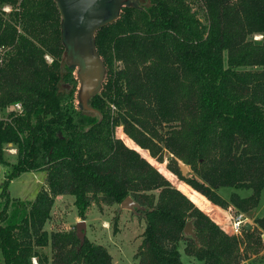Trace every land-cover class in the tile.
I'll return each mask as SVG.
<instances>
[{
	"label": "trees",
	"instance_id": "1",
	"mask_svg": "<svg viewBox=\"0 0 264 264\" xmlns=\"http://www.w3.org/2000/svg\"><path fill=\"white\" fill-rule=\"evenodd\" d=\"M34 3V18H50ZM47 5L53 24L45 19L43 38L61 47L60 14ZM28 35L0 15V45H11L0 61V109L13 106L0 117V161L4 145L16 149L0 186V264H113L106 247L77 230L44 229L59 194L74 196L81 219L91 204L129 196L144 222L137 264H188L179 244L203 264H242L240 243L253 232L230 234L207 210L254 209L264 187V0L122 3L93 34L103 73L84 100L73 66L63 57L47 62ZM164 150L172 155L166 166ZM36 169L46 187L31 200L9 196V182ZM219 187L251 193L225 198ZM255 222L264 231V215ZM47 244L50 256L38 250Z\"/></svg>",
	"mask_w": 264,
	"mask_h": 264
},
{
	"label": "rangeland",
	"instance_id": "2",
	"mask_svg": "<svg viewBox=\"0 0 264 264\" xmlns=\"http://www.w3.org/2000/svg\"><path fill=\"white\" fill-rule=\"evenodd\" d=\"M26 1L29 8H31L28 11L29 17L28 15H26L25 17H21V19H18L12 17L11 15H7L6 13L9 9L7 4L0 5V15L3 19H5V21H7L12 27L15 28L17 33L25 32L26 34H29L28 36L30 38H33L38 43H40L44 50L47 51L44 55V59L47 62H50L51 58L54 56L58 58H65L67 62L71 66H73V75L76 76V89L81 92L82 85L80 82L81 79L79 78V70L78 67H76V65L74 64V62H76L75 59L71 56V54L68 53V49L65 48V45L63 43H60L61 47L57 45V41H55L53 38H50L51 35L48 36L46 34V36L43 38V25L48 23L45 21L51 19L50 24H53V13L51 9L46 10L45 6L41 7L44 9V12L48 13V15L51 14L50 18L48 16L49 19L41 16L42 20H40L38 16H36L37 18H34V16L32 15H35V12L36 14H38V11L35 10L36 5H34L35 3L33 1H36L37 3L42 2L41 5H44V2L47 1L49 3L47 6H51V2H55V0ZM138 1L142 0H123V3L136 4ZM31 4H33L34 6ZM94 7H96V5ZM191 8L194 11L197 10L195 9V4L192 5ZM197 12L198 16L203 21L201 10H197ZM25 26H27L28 30L30 31H27L25 29ZM71 28L85 31V20L78 23L77 25L71 24ZM50 29L52 31L53 25L50 26ZM58 29H60V27H58ZM253 38H255V35L253 36ZM258 38H260V36H258ZM39 39L41 42H39ZM3 45L5 46L0 45V49L5 50L8 48V46H11L9 42H6V44ZM88 89L89 87L86 90ZM12 109L13 106L11 105L1 108L0 117H5L7 113ZM116 128L117 126L114 127L115 136ZM15 152L16 149L13 147V145H4V148L2 150L3 161H0V186L3 182V177L7 168L6 162L11 163L16 160ZM163 155V161L166 166L172 155H170V153H168L166 150H164ZM189 172L190 171L188 170V173ZM46 178L47 176L44 170L36 169L35 171H23L19 173L16 178L9 182V196L21 200H31L35 197V194L41 187H46ZM176 178L178 179L177 176ZM218 192L223 197L228 198L231 192H237L241 196H247L251 193V190L246 188L235 189L232 187H219ZM73 199L74 196L70 194H59L55 197L54 205L50 212L51 215L45 223L44 229L48 232L56 231L58 229H75L79 234L85 235L89 240L100 243L101 245L106 247L111 255L113 264H137L135 253L137 252L138 245L144 240V222L139 219L134 210L123 207L120 204H112L109 206L103 205L101 208H98L95 204H91V206L86 211L87 214L85 219H81L75 210ZM215 209H218L219 211L209 209L207 210L208 215L218 225L222 226L225 231L230 234H234L231 222L233 218H235L237 214L241 212L236 211L231 206L227 207L226 209L215 206ZM115 213L118 214L116 232L112 228V217ZM242 214L244 222L251 225V228L249 230L253 232V237L246 243H240V249L246 256L241 262L242 264L264 263V231L261 230L255 222L256 218L264 215V187L262 188L259 201L255 208L246 212H242ZM235 235H239L241 238H243V228L239 233ZM179 245V250L182 253L181 258L183 262L185 261L188 264H203L201 261L193 259L190 256L186 255L183 252V245ZM38 250L42 253L47 254V256H50L49 244L38 247ZM1 258L2 255L0 251V261ZM32 262L35 263V259H33Z\"/></svg>",
	"mask_w": 264,
	"mask_h": 264
},
{
	"label": "water",
	"instance_id": "3",
	"mask_svg": "<svg viewBox=\"0 0 264 264\" xmlns=\"http://www.w3.org/2000/svg\"><path fill=\"white\" fill-rule=\"evenodd\" d=\"M122 3L123 0H56L58 11L61 14L62 42L70 54L74 51V59L81 63L84 69V73L80 75L82 100L99 88L103 73V66L93 45V34L100 26L117 18ZM83 20L86 25L85 31L71 28V24L77 25ZM88 71L91 75L87 74ZM85 87L89 89L86 90ZM188 170L184 163L179 162V172L182 176H187ZM120 205L133 209L135 202L127 196L120 202ZM244 225L246 229L251 228L248 223ZM184 231L192 232L188 221L184 225Z\"/></svg>",
	"mask_w": 264,
	"mask_h": 264
},
{
	"label": "flooded vegetation",
	"instance_id": "4",
	"mask_svg": "<svg viewBox=\"0 0 264 264\" xmlns=\"http://www.w3.org/2000/svg\"><path fill=\"white\" fill-rule=\"evenodd\" d=\"M27 1L26 0H15L14 3H4V4H7L9 9L7 11V15H11L12 17H15V18H18V19H21V17H25L26 15L29 16L28 14V4L26 3ZM33 2H36V1H33ZM47 2V1H46ZM49 4V3H48ZM55 4H56V0H55ZM44 5H41V7H43ZM49 7V6H48ZM4 8V7H2ZM56 8H57V5H56ZM57 11H58V8H57ZM1 13V12H0ZM40 13H43V15L45 16L46 13H44V9L41 8V12ZM59 13V11H58ZM60 14V13H59ZM59 27L61 28V14H60V25ZM60 31V29H59ZM60 40H61V43L62 42V35H61V32H60ZM66 48V46H65ZM67 49V48H66ZM68 53L70 54V52L68 51ZM72 57L74 58V51L73 53H71ZM76 61V60H75ZM74 64L76 65V67H78V70H79V78H80V75L84 73V69L81 67V63H78L77 61L74 62ZM87 74L91 75V72H87ZM92 76H90L91 78ZM101 80H102V77H101ZM101 80L99 81V85H101ZM81 84H82V81L80 80ZM100 87V86H99Z\"/></svg>",
	"mask_w": 264,
	"mask_h": 264
},
{
	"label": "built area",
	"instance_id": "5",
	"mask_svg": "<svg viewBox=\"0 0 264 264\" xmlns=\"http://www.w3.org/2000/svg\"><path fill=\"white\" fill-rule=\"evenodd\" d=\"M259 35H255V38H258ZM4 55V51L3 49H0V61L2 59ZM14 105V109L15 110H20L21 109V105L16 102ZM242 212L241 213H238L237 216L235 218H233L232 222H231V226H232V230H233V233L234 234H237L240 232V230L244 227V219H243V216H242Z\"/></svg>",
	"mask_w": 264,
	"mask_h": 264
},
{
	"label": "crops",
	"instance_id": "6",
	"mask_svg": "<svg viewBox=\"0 0 264 264\" xmlns=\"http://www.w3.org/2000/svg\"><path fill=\"white\" fill-rule=\"evenodd\" d=\"M259 36L261 37L262 35L260 34ZM56 196H57V195H56ZM56 196H55V197H56Z\"/></svg>",
	"mask_w": 264,
	"mask_h": 264
}]
</instances>
